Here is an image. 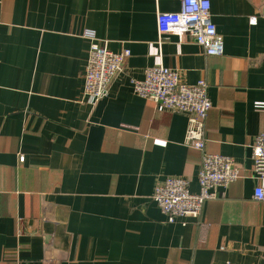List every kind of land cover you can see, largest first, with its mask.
<instances>
[{"label": "crops", "instance_id": "crops-1", "mask_svg": "<svg viewBox=\"0 0 264 264\" xmlns=\"http://www.w3.org/2000/svg\"><path fill=\"white\" fill-rule=\"evenodd\" d=\"M179 10L180 0H0V264H264L252 174L264 0H211L220 56L190 35L159 34L158 14ZM87 30L131 52L95 104L84 95ZM159 64L183 83L207 80L206 151L240 168L199 218L174 223L155 187L181 176L198 192L202 152L187 143L185 114L133 89Z\"/></svg>", "mask_w": 264, "mask_h": 264}, {"label": "built area", "instance_id": "built-area-1", "mask_svg": "<svg viewBox=\"0 0 264 264\" xmlns=\"http://www.w3.org/2000/svg\"><path fill=\"white\" fill-rule=\"evenodd\" d=\"M157 25L161 36L190 35L208 56L224 52L223 38L212 18L211 0H180V10L160 12ZM84 36L92 40L83 74L84 95L95 104L108 96L112 80L123 70L131 52L110 50L98 42L94 30L85 31ZM131 83L137 95L188 117L187 143L202 152L199 191L193 192L186 178L169 176L155 187L153 199L170 223L186 217L199 218L205 202L217 196V189L227 188L240 175L234 158L206 151V120L212 107L207 80L186 84L179 80L175 69L159 64L146 68L144 77L132 78ZM252 157V174L262 181L255 187L254 197L264 200V120L252 145Z\"/></svg>", "mask_w": 264, "mask_h": 264}]
</instances>
